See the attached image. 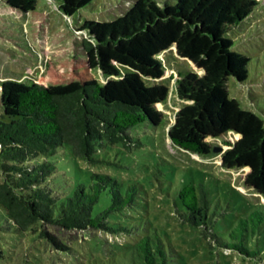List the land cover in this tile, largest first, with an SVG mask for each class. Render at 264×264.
<instances>
[{"label": "trees", "instance_id": "trees-1", "mask_svg": "<svg viewBox=\"0 0 264 264\" xmlns=\"http://www.w3.org/2000/svg\"><path fill=\"white\" fill-rule=\"evenodd\" d=\"M2 1L22 20L25 50L43 53L52 36L47 15L36 10L37 0ZM54 1L72 17L103 0ZM172 1L134 0L113 20H85L74 29L72 53L44 61L40 82H1L0 208L19 232L49 236L45 226H58L122 235L136 229L121 222L138 198L134 182L124 185L108 174L89 172L86 182L61 197L51 186L57 167L48 159L67 148L79 162L97 164L103 162L99 155L105 145L137 147L130 129L144 123L157 127L165 120L157 105L169 96L162 79L172 47L195 70L176 77V96L184 105L168 130L171 143L208 157L214 148L209 139L234 134L237 139L225 143L220 165L247 170L244 186L264 197V118L242 108L227 88L229 77L247 80L249 62L228 35L243 26L260 1ZM176 191L175 211L184 224L202 235L210 231L213 248L264 264V205L226 215L203 182L183 180ZM164 243L158 232L148 231L138 235L134 254L141 264L177 262Z\"/></svg>", "mask_w": 264, "mask_h": 264}, {"label": "rangeland", "instance_id": "rangeland-1", "mask_svg": "<svg viewBox=\"0 0 264 264\" xmlns=\"http://www.w3.org/2000/svg\"><path fill=\"white\" fill-rule=\"evenodd\" d=\"M133 1L103 0L93 3L94 9L84 8L67 17L54 0H37L36 10L47 15L52 37L46 50L35 55L25 50L22 20L0 0V84L9 79L40 82L46 59L60 60L72 53L75 28L85 20H113L126 12ZM259 1L257 11L228 35L234 40L233 49L245 55L249 62L247 80L240 83L229 77L227 88L229 97L242 108L264 118V0ZM171 49L166 54L169 66L162 79L169 87V96L166 103L157 105L165 120L157 127L149 124L147 127L144 123L130 129L138 141L137 147L126 151L120 144L105 145L99 155L103 162L97 164L79 162L67 148L59 149L48 159L57 167L51 186L61 197L69 195L77 183L86 182L89 172L108 174L124 185L134 182L138 198L121 222L128 228L135 224L136 229L116 235L45 226L46 233L65 247L61 248L39 232H19L0 208V264H141L133 244L138 235L151 230L158 232L166 247L171 248L172 259L177 261L173 264H259L231 251L213 248L210 231L202 235L199 228L184 224L175 211L176 189L183 180L203 182L219 210L228 211L226 215L264 205V197L244 186L247 170L229 171L220 165L221 155L228 149L225 143L237 139L234 134L209 139L213 147H221L222 151L208 157L189 153L171 143L168 130L176 112L184 105L176 96V77L178 72L195 70L192 63L177 56L174 47ZM103 199L105 206V196Z\"/></svg>", "mask_w": 264, "mask_h": 264}, {"label": "water", "instance_id": "water-1", "mask_svg": "<svg viewBox=\"0 0 264 264\" xmlns=\"http://www.w3.org/2000/svg\"><path fill=\"white\" fill-rule=\"evenodd\" d=\"M222 151V148L221 147H214L213 148V153H217V152H221Z\"/></svg>", "mask_w": 264, "mask_h": 264}]
</instances>
